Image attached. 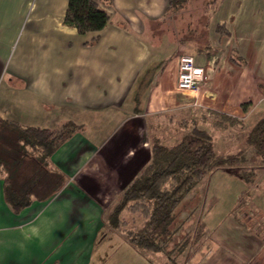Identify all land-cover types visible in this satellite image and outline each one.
Listing matches in <instances>:
<instances>
[{"label": "crops", "instance_id": "obj_1", "mask_svg": "<svg viewBox=\"0 0 264 264\" xmlns=\"http://www.w3.org/2000/svg\"><path fill=\"white\" fill-rule=\"evenodd\" d=\"M93 1L110 23L98 34L80 35L64 24L68 0H0V118L22 127H80L50 158L44 185L38 152L26 147L24 154L22 144L1 141L0 156L14 167H0V264H90L106 223L101 190L109 188L111 198L122 192L123 175L115 176L113 166L140 164L148 151L139 150L137 130L151 116L190 109L188 125L209 131L224 155L246 146L224 133L243 127L247 137L264 116V0H219L206 40L184 46L160 23L168 0ZM182 55L204 70L198 93L177 88ZM221 116L240 124L224 126ZM49 175L62 179L50 197ZM7 178L32 191L30 205L13 209Z\"/></svg>", "mask_w": 264, "mask_h": 264}, {"label": "trees", "instance_id": "obj_2", "mask_svg": "<svg viewBox=\"0 0 264 264\" xmlns=\"http://www.w3.org/2000/svg\"><path fill=\"white\" fill-rule=\"evenodd\" d=\"M212 1L207 2L202 12L200 11L201 15H198V10L193 8L195 0H168L167 11L160 23L166 26L165 29L169 27L172 32L181 34L177 42L180 45L204 42L207 38L208 16L219 0ZM181 19L183 21L186 19V24ZM109 23V13L96 1L68 0L64 24L76 29L80 35L98 34ZM217 29L222 34V28ZM98 39L99 36L93 41ZM220 118L223 122L220 124L224 126L234 127L240 124L231 117ZM183 128L178 143L173 146H166L160 138H155L146 164L134 169V178L123 186L120 198L109 216L108 225L111 229L120 232L129 243L145 253L167 255L172 253L169 248L179 233L176 221L178 213L198 184L211 174L218 171L229 172L253 185L257 178L255 171L242 173L240 170L245 169L243 165L247 163L248 157L260 160L264 166V116L256 122L246 137L248 153L241 150L233 155L219 154L215 149L214 137L209 131L196 124ZM0 129L4 130L0 132V147L1 141L5 139L7 146H15L11 144L16 143L17 147V144L18 146L22 144L19 150L21 149L24 154L27 153L26 147L38 152L36 162L40 185H44L43 171L48 167L52 155L80 132V127L72 122L64 124L59 130H50L22 127L1 118ZM6 162L7 160L0 156V167L7 171L14 167L8 166ZM49 182L50 197L59 191L62 179L58 175L54 178L49 175ZM31 192L28 189L17 188L16 185H12L10 178L6 179L7 200L13 209L20 210L30 205L33 195ZM245 195L246 192L242 195L240 203H245ZM47 196L48 194L44 193L38 198L43 200ZM126 211L141 215L145 220L142 229H126L127 223L122 218Z\"/></svg>", "mask_w": 264, "mask_h": 264}, {"label": "rangeland", "instance_id": "obj_3", "mask_svg": "<svg viewBox=\"0 0 264 264\" xmlns=\"http://www.w3.org/2000/svg\"><path fill=\"white\" fill-rule=\"evenodd\" d=\"M209 1L212 0H195L193 8L198 10V15H201L203 6ZM186 21L185 19L183 23L186 24ZM202 33L204 34V30ZM167 35L170 40H180L181 37L180 33L175 35L171 31ZM184 53L189 54L185 50ZM189 110L151 116L146 128L139 123L143 127L137 130L139 136H142L139 150L145 152L147 149L149 153L157 137L166 146L178 143L184 131L183 127L188 125V120L193 117ZM239 130V133L235 130L224 133L232 134L234 139L232 143L236 146L241 140L246 142L245 128ZM217 145L222 149L220 142ZM246 150L247 145L242 151ZM148 153L142 155L138 165L133 161L126 169H121L118 165L113 166L118 170L115 176L119 177L120 173L123 175V186L134 178L131 174L132 170L134 173L135 168L146 164ZM262 164L260 160L248 157L247 163L243 165L245 169L240 170L242 173L255 171L257 178L253 185L224 171L215 172L198 184L178 213L176 221L179 225V233L169 248L172 251L170 255L142 252L129 243L120 232L112 230L108 220L121 193L111 198L105 196L106 193L110 194L109 188L107 190L103 188L100 200L105 201L106 223L95 236V249L90 264H264V166ZM245 192V203H240ZM122 218L127 223L128 230H140L144 226L145 220L141 215L126 211Z\"/></svg>", "mask_w": 264, "mask_h": 264}, {"label": "built area", "instance_id": "obj_4", "mask_svg": "<svg viewBox=\"0 0 264 264\" xmlns=\"http://www.w3.org/2000/svg\"><path fill=\"white\" fill-rule=\"evenodd\" d=\"M204 84V70L196 65L194 57L190 55L180 56L177 88L181 91L198 93Z\"/></svg>", "mask_w": 264, "mask_h": 264}]
</instances>
